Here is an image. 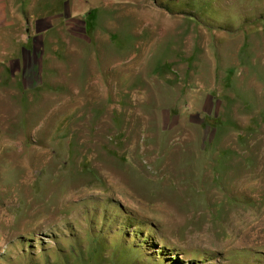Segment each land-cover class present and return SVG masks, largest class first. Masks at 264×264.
Listing matches in <instances>:
<instances>
[{
    "label": "rangeland",
    "instance_id": "374dc122",
    "mask_svg": "<svg viewBox=\"0 0 264 264\" xmlns=\"http://www.w3.org/2000/svg\"><path fill=\"white\" fill-rule=\"evenodd\" d=\"M12 6L0 264H264V0Z\"/></svg>",
    "mask_w": 264,
    "mask_h": 264
},
{
    "label": "crops",
    "instance_id": "0c3cea01",
    "mask_svg": "<svg viewBox=\"0 0 264 264\" xmlns=\"http://www.w3.org/2000/svg\"><path fill=\"white\" fill-rule=\"evenodd\" d=\"M13 11L12 0H0V45H5L3 48L7 50V58L14 62V72L23 74L27 83H38L40 77L35 59L30 58V51L25 46L19 45L26 36H22L11 21Z\"/></svg>",
    "mask_w": 264,
    "mask_h": 264
}]
</instances>
